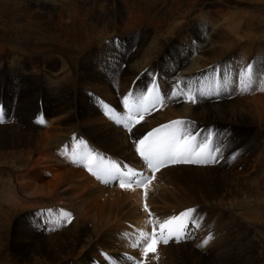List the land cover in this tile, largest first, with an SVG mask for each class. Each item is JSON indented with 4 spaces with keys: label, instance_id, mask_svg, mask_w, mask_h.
Listing matches in <instances>:
<instances>
[{
    "label": "bare ground",
    "instance_id": "6f19581e",
    "mask_svg": "<svg viewBox=\"0 0 264 264\" xmlns=\"http://www.w3.org/2000/svg\"><path fill=\"white\" fill-rule=\"evenodd\" d=\"M155 73L162 106L137 112ZM0 103V264L140 259L139 190L101 184L70 151L79 139L101 167L150 170L112 118L129 108L147 116L131 120L133 138L183 118L187 133H214L220 159L169 163L148 184L160 217L196 211L185 239L160 244L146 264H264V0H0Z\"/></svg>",
    "mask_w": 264,
    "mask_h": 264
},
{
    "label": "snow or ice",
    "instance_id": "6c2138e0",
    "mask_svg": "<svg viewBox=\"0 0 264 264\" xmlns=\"http://www.w3.org/2000/svg\"><path fill=\"white\" fill-rule=\"evenodd\" d=\"M252 68L248 66V72L246 73L248 79H251ZM250 87L249 84H245V90ZM146 99V97H145ZM128 97L124 98V104L127 105ZM142 105L136 106V111L139 112V109ZM5 112L0 109V123L5 121ZM112 118H114L118 123H124L128 130L131 131L130 122L133 119V111L129 108V115L126 119L121 118L116 115L115 112L112 113ZM41 123L43 120L41 119ZM138 122V121H137ZM182 121H173L171 124L164 125L160 129H155L153 132L146 135L143 139H140L136 143V151L142 158V160L147 164V166L153 171H157L160 167H163L169 163L181 164H199V163H208L214 160L213 152L215 149H212L208 138H205V142L199 144L192 143L194 137L190 133H187L183 130ZM162 133V134H161ZM84 142L81 141V145ZM85 152L80 156V159H73V163H82L85 168L94 175H97V178H102L106 176L109 179L120 178V186L126 187L135 183L137 186H143L145 183L150 182L143 177L142 174L137 173L135 170L122 171L121 166H118L116 163L108 162L107 166L101 167L99 165H93L91 159H93L92 151L87 150V146L84 145ZM95 159H100L101 164H103V158L99 157V154H96ZM94 167L96 171H94ZM134 177H137L135 180ZM147 210V208H145ZM195 209H187L184 212L180 213L179 216H173L164 222H162L159 227L161 232L159 237L153 228L151 235L147 233H139L135 240L131 241V246L141 248L147 256L148 252L151 250L153 253L156 251V245L159 240H162L164 243H168V240L175 237L177 242L185 236V228L187 224L194 219ZM60 217H68L69 214L61 211L59 213ZM167 230V237L164 235V230ZM208 239L203 241V244L200 245L203 247L208 243Z\"/></svg>",
    "mask_w": 264,
    "mask_h": 264
},
{
    "label": "rangeland",
    "instance_id": "374dc122",
    "mask_svg": "<svg viewBox=\"0 0 264 264\" xmlns=\"http://www.w3.org/2000/svg\"><path fill=\"white\" fill-rule=\"evenodd\" d=\"M123 69H125V65L123 66ZM216 165H217V163H216ZM149 185H147V187H148ZM138 254H139V250H138ZM152 254V253H151Z\"/></svg>",
    "mask_w": 264,
    "mask_h": 264
}]
</instances>
